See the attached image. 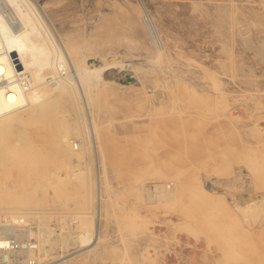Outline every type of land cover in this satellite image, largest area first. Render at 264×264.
<instances>
[{"label": "rangeland", "instance_id": "obj_1", "mask_svg": "<svg viewBox=\"0 0 264 264\" xmlns=\"http://www.w3.org/2000/svg\"><path fill=\"white\" fill-rule=\"evenodd\" d=\"M141 1L161 48L150 25L140 19L138 0H20L26 9L41 13L57 38L66 27L78 25L90 34L105 20L113 39L105 36L88 62L105 60L112 64L107 70L110 75L123 72L116 82L105 79L106 87L116 94L107 95L103 112L94 108L91 115L103 140L98 144L93 140L87 164L81 166L88 172L83 198L69 209L27 210L38 215L18 222L0 216V240L8 243L0 248V264L26 263L29 245L36 246L29 256L32 264H38L42 256L39 248L48 250V258L39 264L55 259H60L59 264H160L162 254L166 264H264V1ZM0 3L1 16L14 30L17 23L11 8ZM131 18L136 21L133 27L127 24ZM157 48L161 49L159 60H155ZM127 82L134 86L122 87ZM104 138L109 139L107 143ZM72 141L75 147L86 144L80 137ZM166 179L178 189L168 199L165 188L154 186ZM94 185L102 190L105 208L99 222L105 227L98 226ZM211 185L214 196L207 190ZM75 214L84 220L92 218L91 247H81L76 238L81 229L71 220ZM60 215H65L66 222ZM132 221L139 228L125 230V226L131 229ZM219 224L225 233H219L218 226L215 230ZM152 227L168 236V254L145 241ZM98 235L101 241L94 247Z\"/></svg>", "mask_w": 264, "mask_h": 264}, {"label": "bare ground", "instance_id": "obj_2", "mask_svg": "<svg viewBox=\"0 0 264 264\" xmlns=\"http://www.w3.org/2000/svg\"><path fill=\"white\" fill-rule=\"evenodd\" d=\"M1 1L3 4H5V6L8 7L7 8L4 6L5 8L7 9H9V7L11 8L9 10H12L11 13H12L13 19L15 20L17 24H16V28L14 27V30H10L8 28L6 21L4 20V17H2L0 14V216L4 217L5 219L6 217L12 218L13 222H18V219L20 218H28L29 215H35V214L38 215L37 213L32 212V211H31L32 213H29L27 212V210L30 211L31 209H45V208L47 209V208H57V207H61V208L64 207L63 209H66V207H68L70 204L74 205L78 198H81L80 196H82L83 189H86V186H88L87 181L85 179L86 174L88 172L84 170L83 168H81V166H83V164H87V159H89V156L94 147V146L92 147L91 145L93 140L96 143L98 140H99V143H100V140H103L101 137H99L100 126L94 124L93 118L91 119L92 117L91 115L92 113H94L93 112L94 108H96L99 111V113L103 112V110L105 109V98L107 97V95L116 94V92H111V89H109V87H106L105 79L110 78V80H112L111 82L118 81L119 75L121 74L122 70H119L117 74L110 75V72H108L107 70L112 68L111 67L112 64H105V60L102 61L104 62L102 64H97L95 62H91V63L88 62V60L91 59V56L96 54L95 46L104 44L105 36L107 37L108 40L113 39V35H112L113 30L111 29V27H108V25L106 26L105 20H101L97 24V26L95 25L96 29L93 30L90 34L89 32L86 33L84 29L81 27H78L80 26L78 25L76 27H72L71 29L70 28L68 29V27H66L65 29H63L64 31L62 30L63 31L62 34H58L59 36L57 38L56 35L52 32V30L47 27L48 24H46V22L44 21L41 13L36 12L32 9H31L32 10L31 12L29 8L26 9L25 6L19 3L20 0H1ZM138 1L140 4L139 6H141V9H142V14L139 13V15H141L140 19H143L144 23H147L148 25H150V32L152 33L153 37L157 40L158 45H159L158 34L155 30L156 27L154 28L153 26H151V19L143 5L144 3H142L141 0H138ZM35 3L37 4L38 2H35ZM62 4L64 3L62 2ZM191 5L193 7V4ZM234 10L236 11V9ZM49 17L51 18V16ZM133 18H131L129 22H127V24L131 27H133L134 24L136 23V21ZM71 25L73 26L76 24L72 23ZM118 28H120V26H118ZM87 31H89V29ZM142 34L143 33H141V35ZM147 37L149 36L147 35ZM58 39L60 40V42ZM115 41L116 39L114 40V42ZM160 50L161 49L159 48L156 49L155 60L160 59V53H161ZM150 55L151 54H149V56ZM155 63H157V61ZM146 69H148V67ZM105 71H107V73H105ZM134 71L136 72V69ZM123 77L126 78V80H130L129 79L130 77H127L125 75H123ZM53 80L56 81V84L54 85L53 83H50V81H53ZM121 85L122 87L123 86L124 87L134 86V84L128 83V82L125 84L122 83ZM141 88H145V85H141ZM114 90L117 91L116 89ZM207 96L206 97L209 98V95ZM207 98H205V100H207ZM89 117H90V120H89ZM198 120L196 122L199 123L200 121ZM75 137H80L86 144L85 145L82 144L81 147L80 146L75 147V145L73 146L74 142L72 141V139ZM105 140L107 141L109 139L104 138V141ZM106 141L105 143H107ZM88 142L90 143V146ZM97 146L99 147V145ZM74 147L76 148V150L74 149ZM100 150H101V153H103V150L101 147H100ZM103 159H104V156H103ZM101 163H102V160H101ZM79 165L80 167H78ZM89 175H90V171H89ZM98 179H100V183H101V175H100V178L98 177ZM94 181L96 180L94 179ZM91 183L92 182H90V184ZM239 184L241 185V182ZM94 186H96V197L95 198L96 200H98L96 212L95 211L94 212L97 217L98 226L102 225L103 227H105L103 223L100 224L99 222V220L104 215L102 214V211H103L102 208H105L103 207V201L101 197L102 190H99L100 187L98 188L97 185H94ZM154 186L163 187L165 188L164 190H167L166 199L169 198V194L172 195L171 193L175 194V192L178 191V189H176L174 185V182L170 181V179L163 180L162 182H157L155 183ZM212 187H213L212 185L207 187V190L210 191L211 193H212ZM105 190H107V188ZM91 193L92 192L90 191V193L88 194H91ZM174 194L172 195L173 197H174ZM212 194H213L212 196H214V192ZM198 198H202V197H198ZM231 198L233 199V197ZM89 200L90 199H88V201ZM172 200H174V198ZM79 204L80 203H78V205ZM22 211H26V212H22ZM84 211H79V212L82 213ZM86 212L89 213L88 211ZM43 213H46V212H43ZM68 213L70 212L68 211ZM45 217L46 215H44V218H42V220L45 219ZM60 217H61V221L62 220L64 221V219L66 218L65 215L64 216L60 215ZM67 217H69L68 214H67ZM71 218H72L71 219L72 221L76 220L77 230L81 229L78 236L76 235L77 237L76 236L75 237L78 238V241L81 247L88 248L93 242L92 240L93 234L91 232L92 218H91V221L84 220L79 215H76V214L73 215ZM49 219L50 217L48 218V220ZM59 224L60 223H58V225ZM67 225H66V228H67ZM139 226L136 224V221H132L131 229H128L125 226V230H134L136 228H139ZM217 226L221 228V229H218L219 233L221 232L225 233L223 224L216 225L215 230L217 229ZM98 229H100V227H98ZM28 233H31V231ZM40 233H42V231L39 232V234ZM148 233L149 235L145 238V241L149 243V247L151 246L152 248L156 250L158 249L157 248L158 246L160 249L164 250V252L168 254L169 253V241L167 239L168 236H163L161 231L156 232V228L154 227L149 229ZM39 236L42 237V235H39ZM61 236H62V233H61ZM96 239H98V241L96 245H94V247L95 246L97 247V245L101 241L99 235L97 236ZM36 240L35 242H37ZM61 244H64V243H61ZM6 246H8L7 241L0 240V248L2 249V248H5ZM27 248H26L27 249L26 252L29 254H26V255L30 256L31 253H33L32 249L36 248V246L29 245V247ZM40 252L42 256L41 257L38 256L37 258L38 264L41 262L42 258H48V250L44 248H39V253ZM29 256H28L27 262L24 264H32L31 262L32 257L31 259H29L30 258ZM165 257H166V254L161 255L160 264H166L165 260H162V258H165ZM59 261L60 259H55L46 264H59L60 263Z\"/></svg>", "mask_w": 264, "mask_h": 264}, {"label": "water", "instance_id": "obj_3", "mask_svg": "<svg viewBox=\"0 0 264 264\" xmlns=\"http://www.w3.org/2000/svg\"><path fill=\"white\" fill-rule=\"evenodd\" d=\"M130 79V78H129ZM131 80V79H130Z\"/></svg>", "mask_w": 264, "mask_h": 264}]
</instances>
